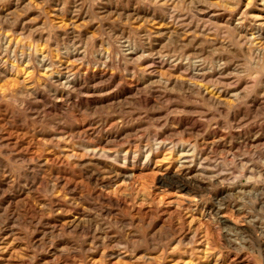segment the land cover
<instances>
[{
  "label": "rangeland",
  "instance_id": "rangeland-1",
  "mask_svg": "<svg viewBox=\"0 0 264 264\" xmlns=\"http://www.w3.org/2000/svg\"><path fill=\"white\" fill-rule=\"evenodd\" d=\"M0 264H264V0H0Z\"/></svg>",
  "mask_w": 264,
  "mask_h": 264
}]
</instances>
